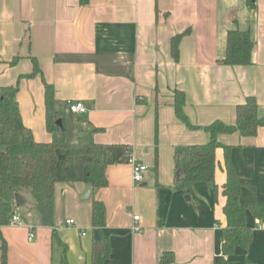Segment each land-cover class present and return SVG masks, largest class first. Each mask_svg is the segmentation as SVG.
Segmentation results:
<instances>
[{
    "label": "crops",
    "instance_id": "0c3cea01",
    "mask_svg": "<svg viewBox=\"0 0 264 264\" xmlns=\"http://www.w3.org/2000/svg\"><path fill=\"white\" fill-rule=\"evenodd\" d=\"M236 29L254 42L251 65L220 63L228 32ZM34 60L41 74L28 77ZM44 81L55 88L68 142L92 133L96 143L127 145L132 155L108 167V185L92 188L87 200L84 183L56 185L54 227L40 224L36 202L25 193L17 208L25 226L0 228V264L3 241L5 264H93L94 244L103 239L111 249L105 264H160L165 253L174 264H218L227 226L225 151H216L215 186L196 183L189 194L175 188L176 154L210 143L205 128L234 124L248 97L264 117V0L254 8L248 0H0V88L19 85L25 125L36 141L49 143L58 131H48ZM176 90L185 95L187 122L177 116ZM68 102H82L87 112H71ZM215 139L230 148L253 232L250 248H238L225 264H264L258 228L264 221L250 209L264 207V127L253 138ZM133 163L148 167L140 183ZM94 202L105 208L103 228L92 225ZM70 219L76 225L69 227ZM134 224L142 232L134 233Z\"/></svg>",
    "mask_w": 264,
    "mask_h": 264
},
{
    "label": "trees",
    "instance_id": "16d2710c",
    "mask_svg": "<svg viewBox=\"0 0 264 264\" xmlns=\"http://www.w3.org/2000/svg\"><path fill=\"white\" fill-rule=\"evenodd\" d=\"M89 1L80 0V4L87 5ZM255 3L256 0H248L251 8H254ZM182 37L178 35L173 39L175 58H178L177 45ZM253 49L254 42L249 32L231 30L228 32L226 56L220 63L225 66L251 65ZM38 74L41 71L34 60V72L28 77ZM44 87L48 131L52 134L58 131V135L49 143L36 141L32 130L25 125L17 99L19 85L0 88V228L10 225L17 209L16 195L23 196L28 191L36 202L40 224L54 227L56 185L84 183L93 189L106 187L108 167L127 163L131 159L132 150L129 146L98 144L92 133H83L75 143L68 142L63 127L57 126L61 115L57 109L55 88L46 81ZM174 94L177 116L187 122L182 112L185 95L177 90ZM261 127H264V117L259 116L258 103L255 98L248 97L237 106L234 124L215 122L205 128L212 134L213 140L210 143L181 147L176 154L175 188L189 194L196 183L215 186L216 151L219 148L225 151L227 181L223 186V195L226 197L224 214L227 226L221 234L223 256L218 264H225L226 257L232 256L238 248L248 250L253 232L246 224L249 207L240 200L243 184L231 163L230 148L222 146L215 138L218 134L234 133L253 138ZM250 209L259 220L264 221V207L255 205ZM92 225L96 228L105 225V208L100 202L93 204ZM110 252L107 239L96 242L93 247V264H105ZM6 260L7 245L3 241V264ZM160 264H174L173 254L165 253ZM246 264L252 263L247 261Z\"/></svg>",
    "mask_w": 264,
    "mask_h": 264
},
{
    "label": "built area",
    "instance_id": "2783aa9c",
    "mask_svg": "<svg viewBox=\"0 0 264 264\" xmlns=\"http://www.w3.org/2000/svg\"><path fill=\"white\" fill-rule=\"evenodd\" d=\"M68 107H69L71 112L76 113V114H84L87 112V108L82 102H68ZM147 169H148V167L142 163H133V179H134V181L137 183L142 182L143 178H144L143 174ZM139 219H140L139 216L134 217L135 222L139 221ZM66 224L69 227L76 225L75 220H73V219L67 220ZM10 226H14V227L25 226V222L22 220V218L20 217V215L17 212L14 213V215L11 219V222H10ZM258 228L264 229V224H260L258 226ZM131 229L134 233L142 232V228L137 224H134ZM34 239H35V233L31 232L28 240H29V242H33Z\"/></svg>",
    "mask_w": 264,
    "mask_h": 264
},
{
    "label": "water",
    "instance_id": "95a60500",
    "mask_svg": "<svg viewBox=\"0 0 264 264\" xmlns=\"http://www.w3.org/2000/svg\"><path fill=\"white\" fill-rule=\"evenodd\" d=\"M57 126L62 127V120L61 119L57 121ZM91 191H92V187L87 186V189H86L84 195L82 196V199L87 200L90 197ZM15 203H16V206H18V207L22 206L24 204V198L21 195L17 194L16 198H15Z\"/></svg>",
    "mask_w": 264,
    "mask_h": 264
},
{
    "label": "rangeland",
    "instance_id": "374dc122",
    "mask_svg": "<svg viewBox=\"0 0 264 264\" xmlns=\"http://www.w3.org/2000/svg\"><path fill=\"white\" fill-rule=\"evenodd\" d=\"M27 194H31V193L28 191ZM28 205H29V200H28L27 204L25 205V209L28 208ZM16 208H18V210H19V207H16ZM16 212H17V209H16Z\"/></svg>",
    "mask_w": 264,
    "mask_h": 264
}]
</instances>
